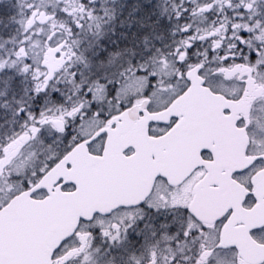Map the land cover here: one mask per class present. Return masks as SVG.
<instances>
[{
    "label": "snow or ice",
    "instance_id": "obj_1",
    "mask_svg": "<svg viewBox=\"0 0 264 264\" xmlns=\"http://www.w3.org/2000/svg\"><path fill=\"white\" fill-rule=\"evenodd\" d=\"M0 264H264V0H0Z\"/></svg>",
    "mask_w": 264,
    "mask_h": 264
}]
</instances>
